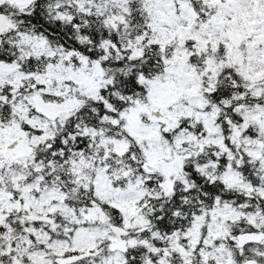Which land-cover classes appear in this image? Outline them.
<instances>
[{"label":"rangeland","instance_id":"374dc122","mask_svg":"<svg viewBox=\"0 0 264 264\" xmlns=\"http://www.w3.org/2000/svg\"><path fill=\"white\" fill-rule=\"evenodd\" d=\"M3 1L6 0H0V3ZM7 1L9 2L6 5L12 2V0ZM146 1L152 13L149 28L153 37L142 46H138L142 40L141 37L136 40V43H130L128 47L133 49L130 58L140 57L150 44H157L162 51L170 48L162 54L161 59L164 65L175 61L185 53L189 55L188 58L192 55L194 61H198L197 56L203 53H209L211 57H206L203 64L198 62V69L195 68V70L188 62L183 67L185 78L164 73L158 74L153 79L141 77L140 81L147 83L150 87L152 107L149 109L140 103L127 106L118 115V118L123 121L121 128L133 137L146 164L155 166H164L162 160L170 157L171 153L168 149L171 145L206 143L208 138L212 144H217L227 151V141L224 140L227 136L223 135L221 124L217 121L220 107L212 104L209 109L203 110L207 103L203 96L205 91L210 92L220 82L218 78L220 74L229 84V88L242 90L239 95L236 94L231 98L236 101L241 100L240 104H236L232 109L236 120L240 118V125L235 124L229 118L225 120L227 125L225 128L230 129L229 141L235 143L237 148L243 152L242 163L245 164L244 161H247L253 165V168L260 169L259 174L256 170L253 174L257 175L262 184L252 185L247 180L246 174L241 175V172L230 170L228 166L223 174L224 182L231 189L233 187L237 190L238 188L244 190V199L242 202H218L212 209L198 215L194 219L193 226L186 232L190 237L188 244L191 248H194L198 242L202 246V249L198 251L201 258L200 264H238L233 257L237 239L236 234L233 235L230 232L231 225L237 222H247L254 229L264 230V0H201L195 8L191 2L185 0ZM73 4L77 9L83 7L82 0H74ZM120 19L118 15H110L108 22L113 24L115 20ZM6 22V19L1 16L0 30L6 29ZM231 33L241 35L242 41L238 46H234L229 40ZM21 42L28 45L29 52L26 55L30 52L50 57L57 55L59 61L48 64L43 73L32 74L22 73L18 64L14 62L0 61V106L8 102L9 105L5 109L6 117L7 114L16 115L24 124L40 131V134L32 136L33 143L48 142L53 134L52 127L42 116L31 114V109L34 107L33 96L43 93L65 98L64 102L75 108L78 100L72 101L70 93L74 91L81 96L98 99L104 72L99 77L95 64L89 65L83 58H79L82 62L81 66L73 65L70 59L71 51L59 50L57 52L48 47L41 36L28 38L23 35ZM107 46L104 43L103 48L106 52ZM113 49L116 48L113 47ZM216 53L223 57V60H215ZM9 64L14 67H10ZM85 82L91 83L93 88L90 91L85 89ZM199 91L201 98L198 95ZM15 99H22V103H11ZM199 101H201L202 111L197 107ZM227 105H229L228 102H225L224 106ZM151 109L160 110L169 119L162 124L149 121L147 115L150 114ZM64 116L65 114H60V123ZM181 119L185 121V125L176 130ZM3 122L0 120V170L3 167L5 169L11 167V159L4 156V147L7 139H13L20 129L15 122ZM187 124H200L205 132L203 139L196 138L187 128ZM172 132L173 137L170 140L164 133ZM126 147V141L116 142V151L119 153H123ZM176 164L177 162L174 161L172 165L167 163V166L174 172L172 166ZM2 176L0 175V180ZM15 179H12L14 186ZM96 179L95 192L101 202H106L121 213L122 224L125 228H134L141 232V228L149 222L142 209L143 206H137V201L146 192L142 188V180L138 178L128 187L116 189L111 187L102 173ZM1 186L0 183V209L9 208ZM41 201L45 202L46 197ZM95 212V209H87L86 214L91 219H96ZM207 216L209 217L207 236L203 239L199 230L202 229ZM71 217L75 219L76 215L71 213ZM82 230L69 239V244L47 245L46 249H49V253L39 252L31 262L52 264L51 256L60 255L65 248L85 249L96 246L95 244L97 246L105 244L107 239L111 241L115 239L114 236L109 235L105 227L96 230ZM139 233L128 239L129 246L135 248L137 245H143L145 251L146 248L152 252L157 251ZM171 237L175 243L183 235L175 232ZM245 250L247 252L243 253L244 257L239 264L247 257L256 258L259 264H264V247L258 244L246 247ZM98 251L101 258L93 264H125L126 258L122 252H110L107 255L104 247ZM138 259V264H166L159 258L156 260ZM203 259L208 262L205 263ZM10 264L22 263L14 260Z\"/></svg>","mask_w":264,"mask_h":264},{"label":"flooded vegetation","instance_id":"af4514ba","mask_svg":"<svg viewBox=\"0 0 264 264\" xmlns=\"http://www.w3.org/2000/svg\"><path fill=\"white\" fill-rule=\"evenodd\" d=\"M6 4L7 1L0 3V15L10 13L11 11H9V9L13 8L15 4L22 6V4H18L14 1L9 5ZM25 5L26 4H24V6ZM191 56L192 55H190L189 59H191ZM191 66L194 70L195 68L198 69V61L191 62ZM209 93L210 92L205 91L203 96L207 102L203 109L205 111L209 109L212 104L215 105L209 98ZM41 94L47 101L65 104L67 109L62 113L65 114V116L61 123L60 115L54 120L44 118L48 121L53 131L52 137L48 142L42 143L39 141L36 144L33 143L31 138L33 135L38 134L35 132L39 130L26 124L25 128L19 127L20 129L17 134L20 133L21 137L24 139V143L31 145L33 150L28 156L11 160V162H14L20 167L19 174L10 177L11 179L16 178L15 186L12 183L13 181L10 182V179L5 180L2 177L0 181L2 184L1 191L4 193L9 205V208L0 209V252L4 255L5 261H9L8 264L14 260H18L22 264H33L31 261L39 252L43 251L46 254L49 253V249H46L47 245L53 243L69 244V239L73 235H77L75 234L76 232L83 231L82 229L96 230L105 227L109 235L114 236V240L111 241L107 239L105 244L103 243L98 246L95 244L96 246L85 249L70 250L69 248H65L60 255L51 256L52 264H93L94 262H98L101 258L100 252L98 251L101 247L105 248V254L107 255H109L110 252H122L126 258L125 264H129L127 255L134 248L129 246L128 239L134 237V235L138 234L140 231L134 228H125L119 220L115 210L106 202L102 201V205L71 206L69 203L70 194L68 192L69 182L72 181L75 187L80 190V196L84 198L88 190H91L88 182L90 181L93 184L92 193L97 196L94 183L97 180V175L100 173L106 177L111 187L116 189H124L134 183L132 180V167L128 168L127 172L124 173L128 185L123 188L113 185V182L118 180V174H115L114 179H112L107 171H102V164H104V167H108L111 163L108 159L110 156L116 157L117 154L123 156L128 153L129 159L133 161V154H129L130 144L126 140L121 139L127 142L125 151H123V153L116 151V142L120 139L115 135L117 134L119 124L120 126L123 124V121L118 118V115L119 112L123 111L127 106L121 109H108V112L96 116V118H98V123L105 124L107 127L110 125L112 126L113 129L109 132L108 129L103 126H95L83 122V119L80 117L82 114H78L75 110L80 103L78 97L81 96V94L72 91L69 95L72 101L74 99L78 100V105L75 108H72L64 102L65 98L60 100L58 97L50 94H46L48 96V98H46L45 94ZM198 95H200V91ZM85 97L90 98L88 96ZM217 105L220 107L217 121H219L223 129L222 114L229 118L230 112H233V108L222 109L219 104ZM197 107L202 111L201 101L197 103ZM31 114L39 115V113L33 111V108L31 109ZM56 124L58 125L55 126ZM179 124L183 127L185 121L181 119ZM197 125L200 124H187V128L196 138L201 140L205 135L201 125L200 128L198 127L197 133H195V128H190L196 127ZM226 126L225 124V127ZM222 132L223 135L227 136L224 140L227 141V151L229 153L226 149H221L217 144H212L208 138L206 139V143L200 142L195 145L183 143L177 146H169L168 150L171 155L162 160V165L164 164L163 167L158 165L145 166L147 169V176L144 178L145 191L152 194L158 189L159 197L165 205L174 196L180 197L188 195L193 187H197V185L194 184L201 181L203 186H208L209 196L213 199L214 204L221 201L242 202L245 191L234 188L232 197L230 198L228 192L230 187L225 184L223 174L227 171L228 166H230V170H236L243 175V152L237 148L235 143L231 140L229 141V128L223 129ZM17 134L13 139L8 138L10 142L16 139L18 136ZM8 139L7 143L9 142ZM56 139H62V144L65 147L63 149V154L64 152L65 154L62 161V165L66 167L62 171L65 174L64 179H62V176H47L43 173L45 172V163L53 166L55 163L59 162V160L48 159L45 163H39L35 160L39 148L43 145L46 148H52L51 150L54 153L53 149L56 147H54ZM174 161H176L177 164L176 166H172L175 170L173 172L169 170L167 163L172 165ZM117 163H120V160L116 159L113 166ZM213 163H215V165H212ZM127 165H129V163H127ZM83 166H91L97 169L91 179L89 176L83 174ZM39 168H41V170H39ZM152 175L154 177H152ZM156 183L157 185H155ZM44 197H46L45 202L41 201ZM164 205V209H167V205ZM87 209H95L96 219H91L86 214ZM71 213L76 215L75 219L71 217ZM194 222L195 220H193L192 224L184 232L174 230L167 234L164 232H156L153 226L148 222L141 228V231H145V233L141 234L140 232L139 235H143V239L147 240L157 251L152 252L146 248L147 258L151 260L159 258L166 264H200L201 258L198 255V251L202 249V246L200 242H198L194 248H191L188 244L190 237L186 234L188 229L193 226ZM208 223L209 217L207 216V219L203 222L202 229L199 230L200 236L203 239L207 236ZM112 227L121 229L123 232L117 231ZM175 232L182 234L183 237L173 243L171 235ZM40 236H42V238H39ZM122 240L126 242L125 250H110L109 245L111 243L120 242ZM102 241L103 240H101V242ZM252 245L255 246V244H246L242 249L245 250L246 247ZM72 255L82 256L71 262H67V258ZM130 257L133 258V256ZM185 258L187 259L186 261L184 260ZM203 261L205 263L208 262L204 259ZM135 264H138V262Z\"/></svg>","mask_w":264,"mask_h":264},{"label":"trees","instance_id":"16d2710c","mask_svg":"<svg viewBox=\"0 0 264 264\" xmlns=\"http://www.w3.org/2000/svg\"><path fill=\"white\" fill-rule=\"evenodd\" d=\"M73 1L34 0L25 6L14 5L13 8L9 9L11 12L8 14L2 13L7 21V27L0 30V61L14 62L19 65V70L22 73L31 74L43 73L48 64L59 61L57 55L50 57L32 52L26 55L29 48L27 44L21 42L23 35L28 38L36 35L41 36L45 39L46 45L57 52L59 50L71 51V62L77 67L82 65L79 58L85 59L89 65H94L95 62L100 61L104 76L99 88L98 99L79 96L80 103L75 110L78 114H82L80 117L85 124L100 125L111 132L112 126L107 127L105 124L98 123L96 116L108 112V109H121L125 106H134L136 103L150 109L152 107L149 96L150 88L147 83L140 81V78L153 79L162 73L163 62L161 57L170 48L167 51H162L157 44H150L144 49V53L140 57L130 58L133 50L128 47L130 43H136V40L141 37L142 40L138 43V46H142L153 37V33L149 28L152 13L149 11L150 5L146 0H82L83 7L81 9H77ZM185 1L191 2L194 8L201 3V0ZM110 15H118L121 19L115 20L113 24L109 23ZM104 43L108 45L107 52L103 48ZM113 47L116 49L114 50ZM206 57L210 58L211 55L203 53L197 56V60L200 64H203ZM215 60L221 61L223 57L216 53ZM190 62H194L193 56H191ZM218 78L220 82L209 93L211 101L215 105L219 104L222 109H232L236 104H240L241 100L236 101L231 98L236 94L239 95L242 90L229 88V84L223 80L221 74ZM45 97L48 98L47 95ZM58 98L62 100L61 97ZM225 102H228L229 105L224 106ZM11 103H22V99L12 100ZM7 105H9L8 102H5L0 106V120L15 122L20 127L25 128V124L16 115L9 116L7 114L6 117L7 111L5 109ZM33 111L35 112L34 108ZM235 116L233 112H230L229 118L235 124L240 125V118L236 120ZM222 118L223 129H225V120L229 118L223 114ZM145 119L147 118L145 117ZM181 127L180 124L176 130ZM198 127L200 128V125L190 128H195V133H197ZM35 133L39 134L40 131ZM164 134L170 140L173 137V132ZM115 136L120 140H126L130 144L129 154H133V161L129 159L128 153L123 156L120 154H117L116 157L110 156L108 159L111 163L109 162L108 167H104V164H102V171H107L112 179H114L115 174H118V180L113 182V185L123 188L128 185L124 173L132 167L133 182L139 178L142 180V188L145 187L144 178L147 176V169L145 168L143 155L140 153L135 140L121 128L120 124ZM54 147L53 153L52 148L41 146L35 160L39 163H45L48 159L59 160L53 166L45 163V172L43 173L47 176H62V179H64L65 174L62 171L66 167L62 165L65 154V152L63 154L65 147L62 144V139H56ZM116 159L120 160V163L113 166ZM244 163V174L247 175V180L254 186L261 185L262 182L259 181L257 175L253 174L254 170L259 174L260 169L258 167L253 168V165L247 163V161H244ZM10 166L9 169L3 167L0 170V175H3V179H10V182H12L10 177L17 176L20 167L14 162H11ZM82 171L91 179L97 169L91 166H83ZM152 177L154 176L152 175ZM88 182L91 190H88L84 198L80 196V190L75 187V184L72 181L69 182L68 192L71 206L102 205L101 199L92 193L93 184L90 181ZM194 185H197V187H193L188 195L174 196L165 205L159 197L158 189L152 194L146 191L137 201V206H143L142 209L148 217L149 224L153 226L156 232L166 234L174 230L184 232L196 216L215 205L213 199L209 196L207 185L203 186L201 181ZM233 191L234 188L228 189L230 198ZM163 205H167L168 208L164 209ZM112 208L122 222L121 213L114 207ZM246 230H253L249 223L237 222L231 225L230 232L234 235ZM144 233L145 231H141V234ZM260 247H264V241L260 243ZM243 253L246 254V251L238 247L233 249V257L238 264L244 257ZM130 256H133V258ZM127 257L129 264H135L138 262V258H147V253L143 245H137ZM8 263L9 261L6 262L4 255L0 252V264Z\"/></svg>","mask_w":264,"mask_h":264},{"label":"water","instance_id":"95a60500","mask_svg":"<svg viewBox=\"0 0 264 264\" xmlns=\"http://www.w3.org/2000/svg\"><path fill=\"white\" fill-rule=\"evenodd\" d=\"M17 3L25 4V3H30L33 0H14ZM230 40L234 44V46H238L241 41L242 37L239 34L236 33H231L230 35ZM188 54L185 53L181 57H178L175 61L166 64L163 66V72L167 75H174L180 78H185V74L183 72V67L187 64L189 58ZM95 68H96V73L99 77L103 75V66L101 62L97 61L95 62ZM84 86L87 91H90L92 89V85L90 82H85ZM34 103H35V110L45 116L49 120H54L58 117V115L64 111H66V105L57 103L55 101H47L43 98L42 95L40 94H35L34 95ZM148 119L151 122L155 123H164L166 122L169 118L165 113H162L160 110H151L150 114L148 115ZM18 136L16 139H14L12 142H10V139H8V143L4 147V156L5 157H11L13 159L21 158L24 156H28L31 154L33 147L31 145L25 144L23 137H21V134L18 133ZM149 166L150 164H146ZM115 230H119L120 232H123L121 229H117L115 227H112ZM264 239V232L263 231H246L239 233L237 235V245L243 247L246 245V243H254L258 244ZM126 242L125 241H120V242H113L109 245L110 250H125ZM82 255L79 256H71L67 258V262H71ZM242 264H259L258 260L252 257L247 258L246 260L243 261Z\"/></svg>","mask_w":264,"mask_h":264},{"label":"bare ground","instance_id":"6f19581e","mask_svg":"<svg viewBox=\"0 0 264 264\" xmlns=\"http://www.w3.org/2000/svg\"><path fill=\"white\" fill-rule=\"evenodd\" d=\"M8 65V64H7ZM10 67H14L12 64H9Z\"/></svg>","mask_w":264,"mask_h":264}]
</instances>
